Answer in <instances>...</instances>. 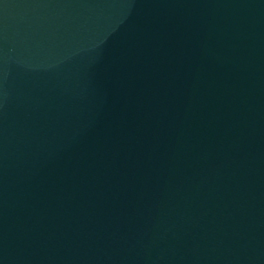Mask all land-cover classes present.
Listing matches in <instances>:
<instances>
[{"label": "water", "instance_id": "95a60500", "mask_svg": "<svg viewBox=\"0 0 264 264\" xmlns=\"http://www.w3.org/2000/svg\"><path fill=\"white\" fill-rule=\"evenodd\" d=\"M0 264H264V0H0Z\"/></svg>", "mask_w": 264, "mask_h": 264}]
</instances>
